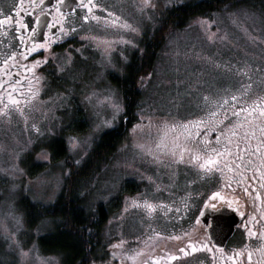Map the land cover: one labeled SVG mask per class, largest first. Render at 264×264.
Here are the masks:
<instances>
[{
    "label": "rangeland",
    "instance_id": "obj_1",
    "mask_svg": "<svg viewBox=\"0 0 264 264\" xmlns=\"http://www.w3.org/2000/svg\"><path fill=\"white\" fill-rule=\"evenodd\" d=\"M194 1L100 0L99 21L79 26L65 45L44 55L47 62L35 73L40 83L32 80L33 87L40 89L38 97L30 104L20 99L23 114L11 110L10 115H0V264H63L61 255L45 254L36 243L54 223L44 220L28 228L20 200L43 206L54 202L69 173L66 165L80 164L95 138L117 127L123 118L122 99L109 75L121 76L131 54L140 49L166 10ZM124 21L136 31L123 27ZM141 82L136 118L84 191L85 210L93 211L98 203L106 210L101 228L105 258L115 264H224L223 254L246 250L245 233L238 231L224 253L216 256L201 213L215 210L213 204L220 206L219 197L211 198L214 189L209 191L202 180L204 170H195L196 164L186 158L175 159L181 147L195 149L192 140L180 127L165 125L187 124L213 111L222 118L238 105L263 107L264 17L248 8H225L168 31L152 71ZM233 95L236 100L231 99ZM0 99V108L9 103ZM112 104L120 105L115 116ZM79 120L84 123L81 129ZM177 136L179 147L173 156L169 150ZM71 137L76 138L75 147ZM53 138L65 145L64 158L58 161L52 160L49 151ZM162 138L167 146L163 151L157 148ZM208 147L207 142L205 152ZM186 152L185 157L191 153ZM36 163L44 165L38 173H34ZM128 183L134 191L127 190ZM134 200L139 204H133ZM145 200L156 206L151 215ZM189 241L197 245V251L191 250ZM204 242L211 251L199 247Z\"/></svg>",
    "mask_w": 264,
    "mask_h": 264
},
{
    "label": "flooded vegetation",
    "instance_id": "obj_2",
    "mask_svg": "<svg viewBox=\"0 0 264 264\" xmlns=\"http://www.w3.org/2000/svg\"><path fill=\"white\" fill-rule=\"evenodd\" d=\"M55 2L56 0H45V5L41 7L54 5ZM93 2L101 5L100 0H93ZM102 9V5L99 8H94L93 14L99 16ZM63 10L67 14V21L69 23L74 21L72 27L75 28V32H70L66 36L60 33V26L53 19L54 16L59 18V15L55 7L49 6L42 19L51 21L54 27L45 29V31L48 32L49 37L59 34L61 39L52 42L51 47L47 50L38 49L30 54L26 53V58H22L19 53L24 52L25 48L30 47L31 44L30 42L21 43L19 37L21 35L27 37L29 31L22 28L19 33L16 32L17 21L22 20L29 25V28L34 27L35 17L32 13L35 11L39 15L40 10L34 9L31 0H0V19L4 20L3 25H0V98L8 100L7 93L13 92L9 84H14L16 80H20V85H17V91L13 92V95L19 99H24V97L28 96L27 87L29 81L32 82L33 73L26 71L25 66L31 68L34 60H41L47 52L57 50L65 45L70 40V36L78 31L79 26L95 22L91 19L88 21L82 19L83 15L87 14V9L76 6L74 14L70 13L67 8ZM8 17H11V19L9 20ZM69 23H65L66 28L69 27ZM13 52L18 54L13 59L8 60V64L5 65L4 61ZM40 68H35L34 72L36 73ZM20 93H24V96H20ZM9 107L11 110H16L11 105ZM238 108L244 109L239 105ZM261 108H264V105L260 108L256 106L249 107L247 108L249 112L241 113L239 117L234 116L233 113L227 114L228 119L226 121L228 122L222 127H219L220 123L216 124L215 122L211 128L207 124H202L199 128L194 125H189L188 127V131L193 133L192 136L188 137L195 146L194 151L199 150L201 154H207L205 152V140L209 144L208 149H216L219 152H224L225 149H228V152L218 158L217 165L211 172L199 168L198 164L203 161L189 163L196 164L194 169H199V172L204 170L201 174L204 175L202 180L205 179L206 186H209V191L214 189V192H219L222 197H225L224 202V199L217 198L220 201V206L215 207V210L226 206L234 210L240 218V222L235 227L234 234L229 241L238 231L242 230L245 233L244 241L247 248L243 252L237 251L236 255L230 254L231 252L228 253V256L223 254L220 260L224 261V264H264V182L261 181V175L264 174V133L261 132V128L264 127V114L261 113ZM208 119V114H205L193 122L208 121ZM238 120L242 126L234 129L237 133L236 135H229L227 126L230 123L235 124ZM196 132H199L200 135H195ZM205 133H207L206 136ZM217 137L220 138L219 141ZM229 140H231V143H229ZM171 146L173 148V145ZM178 152L181 153V149H178ZM184 153L187 154L188 152L184 151ZM192 154V152L189 153V156L186 155L187 157L183 155V160L186 158L190 161ZM179 157L178 155L175 159H179ZM225 165H228L232 170L229 171ZM238 165L242 166L238 167ZM216 168L222 169V171H218ZM241 172L243 177L240 175ZM229 181L236 185V188L230 186L229 189ZM253 232L255 235L251 234ZM229 241L222 248L212 246L216 256L224 253ZM249 252L252 254L251 261L248 260ZM237 253H240V255H237Z\"/></svg>",
    "mask_w": 264,
    "mask_h": 264
},
{
    "label": "trees",
    "instance_id": "obj_3",
    "mask_svg": "<svg viewBox=\"0 0 264 264\" xmlns=\"http://www.w3.org/2000/svg\"><path fill=\"white\" fill-rule=\"evenodd\" d=\"M248 8L264 17V0H197L173 6L165 11L153 32L143 39L140 49L134 51L120 77L109 75L110 83L117 89L123 103V118L119 125L101 133L93 141L80 164L68 163L69 173L63 178L60 192L53 203L43 206L27 198L20 200V206L28 228L44 220H51L53 228L36 243L45 254H59L63 264H115L108 261L106 245L101 244V228L106 221V210L98 203L89 212L83 207L84 191L98 177L101 167L108 162L120 144L126 129L136 118L137 104L141 97V84L153 69L168 31L180 30L196 18L206 16L225 8ZM77 122L79 129L84 125ZM52 160L64 158L65 145L62 139L53 138L49 144ZM28 173L31 176V155L27 156ZM43 163L34 165V173L42 171ZM131 192L133 184H126Z\"/></svg>",
    "mask_w": 264,
    "mask_h": 264
},
{
    "label": "snow or ice",
    "instance_id": "obj_4",
    "mask_svg": "<svg viewBox=\"0 0 264 264\" xmlns=\"http://www.w3.org/2000/svg\"><path fill=\"white\" fill-rule=\"evenodd\" d=\"M145 2H147V0H145ZM31 4L33 5L34 9H39V15H37L35 13V11L32 13V15L35 17L34 19V27L29 28V25L27 23H25L24 21H17V26L15 28L16 32H20V30L26 29L29 31V35L27 37H25L24 35H21L19 37L21 43H26V42H30L31 46L30 47H26L24 52L19 53V55L22 58H26V53H32L37 51L38 49H45L47 50L48 48L51 47V43L61 39V36L59 34H55L51 37L48 36V32L45 31V29H50L52 27H54V25L51 23V21L48 20H44L42 19V17L45 15V13L47 12V8L49 6L51 7H55L56 8V12L59 15V18L57 17H53V19L55 20L56 24H58L60 26V33H63V35H68L70 32H75V28L72 27V23H69L67 21V14L65 13V11L63 9L67 8L68 11L70 13H75L76 12V6H79L82 9H87V14L83 15L82 19L84 21H88L89 19L94 20V21H99L101 19V17L93 14V9L94 8H99L101 7V5L94 3L93 0H87V2H85V0H56L54 5H46L45 7H41L42 5H45V0H31ZM109 16H114L113 13L109 12ZM8 19L10 20L11 17H8ZM119 19V17L114 18L111 22L112 24H116L117 20ZM4 20L0 19V25H3ZM65 23H69V27L66 28L65 27ZM123 27L125 28H129L132 31H136L135 28L132 27V25L128 24L127 21L123 22ZM47 37V38H45ZM18 53L13 52L11 53V55L8 57V59H6L4 61V64L7 65L8 64V60L13 59ZM47 57L45 56L43 58V60L40 59H36L32 62V67L31 68H27L25 66V70L32 72V80L35 81L36 84L40 83L41 77L36 75L34 70L35 68L39 67V65L41 63H46L47 62ZM69 61H66V63ZM17 85H20V80H16V82L14 84H9V87L12 88L13 92L17 91ZM40 89L39 88H34L33 84L31 81H29L28 87H27V92H28V96L24 97L23 103L24 104H30L32 100L36 99L38 97ZM13 92H8L7 93V99H8V104H4L3 108H0V115H10L11 109L9 107V105H11L12 107H14L17 111H19L21 114H23V108L21 107V100L19 98H17L16 96L13 95ZM20 96H24V93H20ZM106 100H110L111 97H105ZM208 98L205 97V100H207ZM232 100H236L237 97L235 95L231 96ZM0 103H3L2 99H0ZM219 105V101L216 102ZM224 104H227V100L223 101ZM112 107L114 109V116L116 114H118V112L120 111V105L119 104H112ZM254 110V109H253ZM225 112H227V109H224ZM261 113L264 114V108L260 109ZM249 109L244 108V109H239L233 112V115L236 117H239L241 113H248ZM208 121H196V122H188L187 124H183V125H176L173 124L171 126L165 125L166 128H171V129H176L177 127H180L181 129H183V131L187 134V136H192L193 133L188 131V127L189 125H194L196 128H199L202 124H207L210 128L213 126V122H215L216 124L219 123H223L224 120H227L228 117L225 115L220 119H217L218 117V111H213L210 112L208 114ZM105 123H110V121H106ZM241 122L238 120L235 124H229L227 126V132L230 135H236L237 133L234 131L235 128L240 127ZM33 127H35V125H33ZM135 130V129H134ZM261 132L264 133V127L261 128ZM165 137L167 136V132H165ZM195 135H200L199 132H196ZM207 135V133H205V136ZM179 137H174V143H173V148L170 149L169 151H171L172 155L175 156L176 152H175V148L179 147L178 145L175 144V140H177ZM187 138V137H186ZM219 137H217V140L219 141ZM70 142L72 143L73 147L76 146V138L75 137H71L70 138ZM229 143H231V140H229ZM205 144H207V141L205 140ZM138 147L143 148V145H138ZM167 147L164 143H163V138L161 140V143L157 145V148H159L161 151L164 150V148ZM149 151H151L149 149ZM184 151H189L192 152V156L191 159L189 161V163L192 162H199V161H203L200 162L198 164L200 169H204L207 172H211L213 170L214 167H216L217 162H218V158L222 155H224L226 152H228V149H225L224 152H219L216 149H206V153L207 154H201V152L199 150H193L187 147H181V155L179 157L180 160H183V152ZM157 159H159V157H157ZM242 165H238V167H241ZM226 168H228L229 171H231L232 169L228 166L225 165ZM216 170L218 171H222V169L216 168ZM241 177H243V173H240ZM261 181L264 182V174L261 175ZM230 186V185H229ZM245 191H247V189H245ZM216 197H220V199H224V197H222L220 195L219 192H213L212 193V197L211 198H216ZM133 204L138 205L139 202L138 201H133ZM144 207L147 208L149 215L152 214V212L155 210V205H153L152 203L148 202L147 200H145L143 202ZM205 205L207 206V202H205ZM212 208H215V205H211ZM229 207H231V205H229ZM201 215H203V213H201ZM241 215H243V213H241ZM199 219H197V223H199ZM252 235H255V233H251ZM156 236H160L161 233L156 232L155 233ZM185 235H187V233H185ZM171 238V237H170ZM177 239L179 237H176ZM151 239V237L149 238ZM189 246L191 247V250L193 252L197 251V245L195 243H193L192 241H189ZM200 248L202 249H206L208 251H211V249L208 247V244L206 242L201 243ZM181 252H184L185 255H187V251L185 249H180ZM222 251V249H221ZM22 255H27V252H24L23 249L21 250ZM140 253H136L135 255H139ZM115 255V254H113ZM237 255H240V253H237ZM133 259L135 257H132ZM168 259H176V256H169ZM252 259V254L251 252L248 253V260L251 261ZM145 264H147V261H145Z\"/></svg>",
    "mask_w": 264,
    "mask_h": 264
},
{
    "label": "water",
    "instance_id": "obj_5",
    "mask_svg": "<svg viewBox=\"0 0 264 264\" xmlns=\"http://www.w3.org/2000/svg\"><path fill=\"white\" fill-rule=\"evenodd\" d=\"M202 213L207 226L206 235L211 245L215 248L224 247L240 222L239 216L226 206L216 210H204Z\"/></svg>",
    "mask_w": 264,
    "mask_h": 264
}]
</instances>
